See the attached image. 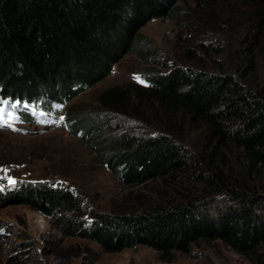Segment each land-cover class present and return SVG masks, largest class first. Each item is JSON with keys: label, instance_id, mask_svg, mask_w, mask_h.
I'll use <instances>...</instances> for the list:
<instances>
[{"label": "trees", "instance_id": "1", "mask_svg": "<svg viewBox=\"0 0 264 264\" xmlns=\"http://www.w3.org/2000/svg\"><path fill=\"white\" fill-rule=\"evenodd\" d=\"M177 1L0 0V105L7 114L24 124L60 122L63 115L68 130L122 184L157 180L166 192L141 209L101 211L69 186L24 180L0 189V206L31 207L61 235L91 240L105 252L144 245L168 256L200 239L221 240L264 264V186L250 182L264 177V0H208L238 5L232 11L245 18L254 12L259 21L241 41L237 59H221L219 44L210 51L200 43L203 52L214 53L210 64L188 49L193 65L172 64L148 75L146 86L129 87L139 104L163 117L156 134L116 136L105 131V114L66 108L134 51L142 26L172 16ZM126 95L111 88L99 100L106 111L121 110ZM185 122L203 133L197 152L177 135ZM235 149L246 177L228 165Z\"/></svg>", "mask_w": 264, "mask_h": 264}, {"label": "rangeland", "instance_id": "2", "mask_svg": "<svg viewBox=\"0 0 264 264\" xmlns=\"http://www.w3.org/2000/svg\"><path fill=\"white\" fill-rule=\"evenodd\" d=\"M225 5L220 1L212 4L208 0H178L172 16L157 18L142 26L138 33L143 40L138 41L134 51L125 54L108 77L69 99L66 108L88 110L96 116L105 114V131L116 136L125 132L156 134L159 131L157 119L163 117L147 109V105L139 104L129 87L132 84L146 86L148 75L165 71L172 64L193 65L192 56L186 53L188 49L201 56V62L210 64L214 53L203 52L200 43L207 45L210 51L213 45L219 44L224 49V54L219 56L221 59L230 55L237 59L236 51L244 48L241 41L255 33L259 21L254 19V12L248 18L240 17V11H232L233 7L239 9L238 5ZM260 66L264 69L263 62ZM111 88L128 91L129 102L121 110L112 106L111 110L103 109L99 98ZM0 109L4 107L0 105ZM59 120L53 122L46 118L41 123L24 124L4 109L0 121V189L10 185L8 178L16 183L51 182L69 186L82 202L101 211L141 209L143 205L161 200L166 192L157 180L142 186L122 184L79 135L68 130L63 115ZM181 129L177 134L180 141L197 152L203 133L189 127L188 122ZM228 161L233 172L246 177L240 150H231ZM250 182L264 186V177L250 178ZM137 196H141L145 204L139 205ZM260 250L264 253V245ZM168 256L144 245L105 252L91 240L61 235L52 221L31 207L0 206V264H255L221 240L200 239Z\"/></svg>", "mask_w": 264, "mask_h": 264}, {"label": "snow or ice", "instance_id": "3", "mask_svg": "<svg viewBox=\"0 0 264 264\" xmlns=\"http://www.w3.org/2000/svg\"><path fill=\"white\" fill-rule=\"evenodd\" d=\"M4 103H7V102L5 101ZM17 103H18V102H17ZM13 107H15V105H13ZM3 113H4V109H0V121L3 120ZM9 126H10V124H9ZM8 183H9L10 185H14V184L16 183V181L13 180V179H11V178H8Z\"/></svg>", "mask_w": 264, "mask_h": 264}]
</instances>
